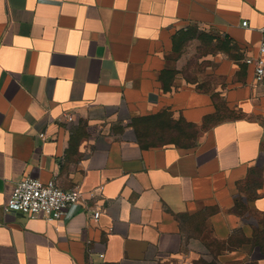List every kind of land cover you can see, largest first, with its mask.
I'll list each match as a JSON object with an SVG mask.
<instances>
[{
    "label": "crops",
    "instance_id": "obj_1",
    "mask_svg": "<svg viewBox=\"0 0 264 264\" xmlns=\"http://www.w3.org/2000/svg\"><path fill=\"white\" fill-rule=\"evenodd\" d=\"M263 23L264 0H0V264L209 262L200 247L252 238L264 221V94L245 59ZM190 25L239 49L216 58L225 111L213 91L163 87L164 55ZM161 107L192 125L190 143L77 127ZM27 175L78 189L80 202L51 221L4 211ZM255 251L236 264H264Z\"/></svg>",
    "mask_w": 264,
    "mask_h": 264
},
{
    "label": "rangeland",
    "instance_id": "obj_2",
    "mask_svg": "<svg viewBox=\"0 0 264 264\" xmlns=\"http://www.w3.org/2000/svg\"><path fill=\"white\" fill-rule=\"evenodd\" d=\"M239 54L237 46L211 27L190 25L178 29L171 39L170 48L164 55L165 62L171 69L160 76L163 80V87L172 89L181 84H193L196 88L213 91L218 108L225 111L218 91L229 83L225 82L223 76L217 74L215 70L216 58H219L220 55L233 58ZM238 66L236 79L243 81L245 80L244 68L242 64ZM104 116L103 120L92 126H89L87 118L80 119L77 127L80 129L90 127L94 131L105 127L111 134L119 137H131L141 145L170 141L188 144L197 135L190 123L177 118L173 119L171 112L166 107H161L152 115L144 117L115 111H109ZM248 218L255 224L258 222V219L252 214ZM259 224L257 229H261L256 231L250 239L238 231L225 242L212 241L205 248L200 247L201 250H206L209 254L211 258L209 262L198 260L186 264H236L241 259L249 258L254 246L256 248L254 255L261 256L264 254V221ZM243 246L244 248H242ZM173 264L185 263L174 262Z\"/></svg>",
    "mask_w": 264,
    "mask_h": 264
},
{
    "label": "built area",
    "instance_id": "obj_3",
    "mask_svg": "<svg viewBox=\"0 0 264 264\" xmlns=\"http://www.w3.org/2000/svg\"><path fill=\"white\" fill-rule=\"evenodd\" d=\"M246 25V21H242ZM261 37L257 44L256 55L248 56L245 62L252 67V85L264 94V23L260 28ZM63 117L71 120L70 114ZM45 138V133H40ZM81 192L74 189H63L59 187L54 179L42 182L31 176L19 179L14 190L6 198L2 208L6 212H15L30 217H42L48 221L60 219L66 215L67 208L79 203ZM101 208L93 210L92 217L97 219Z\"/></svg>",
    "mask_w": 264,
    "mask_h": 264
},
{
    "label": "trees",
    "instance_id": "obj_4",
    "mask_svg": "<svg viewBox=\"0 0 264 264\" xmlns=\"http://www.w3.org/2000/svg\"><path fill=\"white\" fill-rule=\"evenodd\" d=\"M165 89H168V90H170V88H165Z\"/></svg>",
    "mask_w": 264,
    "mask_h": 264
}]
</instances>
